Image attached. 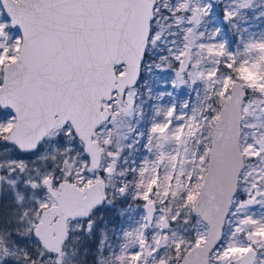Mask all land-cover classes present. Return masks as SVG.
I'll list each match as a JSON object with an SVG mask.
<instances>
[{
    "label": "snow or ice",
    "instance_id": "snow-or-ice-1",
    "mask_svg": "<svg viewBox=\"0 0 264 264\" xmlns=\"http://www.w3.org/2000/svg\"><path fill=\"white\" fill-rule=\"evenodd\" d=\"M0 264H264V0H0Z\"/></svg>",
    "mask_w": 264,
    "mask_h": 264
}]
</instances>
